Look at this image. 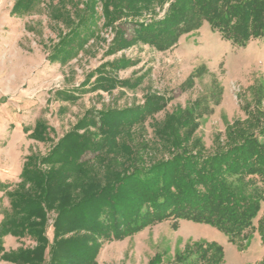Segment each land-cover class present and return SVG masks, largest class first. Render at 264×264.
I'll return each mask as SVG.
<instances>
[{"label": "trees", "instance_id": "obj_1", "mask_svg": "<svg viewBox=\"0 0 264 264\" xmlns=\"http://www.w3.org/2000/svg\"><path fill=\"white\" fill-rule=\"evenodd\" d=\"M42 1L17 0L12 12L30 13ZM61 1L63 9L70 3L79 11L53 13L69 27L53 50L62 64L98 34L99 5L105 27L115 34L110 54L137 43L170 50L205 21L234 44L264 35V0H85L82 8L77 0ZM166 3L158 17L157 7ZM125 22L133 24L130 38L120 27ZM135 63L126 57L108 61L78 88L55 95L75 102V91L95 75L94 89H134L143 77L120 79L117 73ZM168 102L165 95L148 93L143 104L87 110L46 155L26 157L13 189L0 180L10 204L0 221V258L17 264H98L106 242L168 220L212 223L232 239L246 237L264 199V125L255 129L236 120L226 141L211 151L196 135L206 113L197 101L155 120L153 138L147 141L142 135L147 121L156 119ZM51 131L38 121L30 136L50 140ZM7 235L36 244L5 252ZM224 258L221 245L198 243L188 245L173 262L165 263L157 254L148 264H224Z\"/></svg>", "mask_w": 264, "mask_h": 264}, {"label": "rangeland", "instance_id": "obj_2", "mask_svg": "<svg viewBox=\"0 0 264 264\" xmlns=\"http://www.w3.org/2000/svg\"><path fill=\"white\" fill-rule=\"evenodd\" d=\"M16 1L0 0V180L10 184V189L20 181L26 157L31 153L46 155L87 110L143 104L148 93L165 95L169 102L156 119L147 121L142 133L147 141L153 138L155 120L197 101L206 113L200 118L196 135L211 151L226 141V133L236 120L250 122L255 129L260 122L264 125V35L246 44H234L205 21L199 29L183 35L170 50L159 51L137 43L110 54L115 34L105 27L99 5L98 34L76 57L62 64L54 59L53 50L69 27L55 19L53 13L74 14L79 12L77 7L67 3L63 9L61 0H43L32 12L20 15L12 12ZM77 1L82 8L85 0ZM167 6L168 3L157 7L158 17L164 15ZM120 27L127 38L132 36V23L125 22ZM122 57L136 63L117 75L120 79L143 77L136 88L94 89L95 75L82 90L75 91L77 101L57 99L58 90L73 91L85 83L92 71ZM191 75L194 80L190 83ZM38 121L53 129L50 140L30 136ZM9 207L8 196L0 191V221ZM253 225L246 237L232 239L212 223L164 221L131 237L106 242L98 264H148L157 254L165 263L173 262L188 245L198 243L221 245L224 264H264V199ZM49 234L52 238L53 231ZM4 242L5 252L36 244L30 238L13 235L5 236ZM0 264L17 263L0 258Z\"/></svg>", "mask_w": 264, "mask_h": 264}, {"label": "crops", "instance_id": "obj_3", "mask_svg": "<svg viewBox=\"0 0 264 264\" xmlns=\"http://www.w3.org/2000/svg\"><path fill=\"white\" fill-rule=\"evenodd\" d=\"M4 246H5V242H4Z\"/></svg>", "mask_w": 264, "mask_h": 264}]
</instances>
